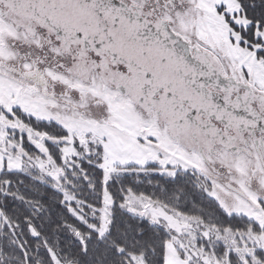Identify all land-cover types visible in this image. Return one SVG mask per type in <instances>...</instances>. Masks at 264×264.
I'll use <instances>...</instances> for the list:
<instances>
[{"label": "snow or ice", "instance_id": "6c2138e0", "mask_svg": "<svg viewBox=\"0 0 264 264\" xmlns=\"http://www.w3.org/2000/svg\"><path fill=\"white\" fill-rule=\"evenodd\" d=\"M0 264H264V0H0Z\"/></svg>", "mask_w": 264, "mask_h": 264}]
</instances>
